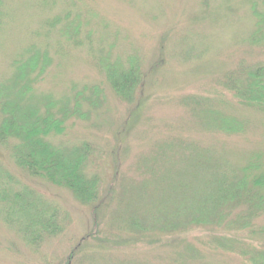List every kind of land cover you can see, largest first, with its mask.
<instances>
[{
  "label": "rangeland",
  "instance_id": "374dc122",
  "mask_svg": "<svg viewBox=\"0 0 264 264\" xmlns=\"http://www.w3.org/2000/svg\"><path fill=\"white\" fill-rule=\"evenodd\" d=\"M1 1L0 23L4 21L0 24V85L15 74L19 64L29 59L27 53L34 45L41 52L47 51L49 59L41 76L40 71L33 72L32 78H36L28 93L33 100L41 101L37 106L41 111L47 109L45 98L57 103L76 92H84V99H88L93 89L99 90L97 107L88 100L80 102L85 118L69 121L64 134L46 140L62 149L83 142L89 144L95 154L87 168L100 177L103 189L109 185L114 171L124 178L125 185L139 182V164L153 153L159 154L168 140L178 141L176 147L210 149L215 156L221 153L234 167L243 165L254 152L264 156L263 114L235 107L231 114L246 121L247 128L243 134L227 136L201 130L182 105L185 97H214L222 93L218 80L238 63L264 64L263 50H249L236 44L253 29V16L261 12L257 0ZM70 19L71 22L74 19V27L71 28V23L66 31L74 33L80 28L79 21L82 29L77 36L83 39L90 32V49L84 45H65L59 30ZM47 21L48 25L54 24L51 32L45 27ZM58 44L63 46L62 56H58ZM92 48L106 50L109 60H103L111 64L114 60L137 57L145 78L134 102L126 104L114 96ZM15 91H18L16 87L9 90L8 96L16 94ZM139 104L142 110L137 113L135 107ZM57 109L54 107L51 112ZM1 172L10 175L15 183L12 189L4 191L2 198L18 204H9L11 210L0 205V264H182L184 261L186 264L191 259L189 256L194 259L190 261L192 264H249L234 253L202 246L195 238L203 235L202 230L182 233L186 242L197 247L192 253L187 250L173 253L177 248L154 246L145 241L136 244L134 240L113 252L91 242L88 245V241L81 243V249L74 255V249L92 228L91 208L80 204L68 190L31 178L14 167L10 152L2 146ZM173 174L168 171L163 175L167 184H173ZM180 176L176 175L179 179ZM160 177L158 173L154 175V191L139 187L128 189V195L137 197L144 205L151 198L152 208L164 206L166 186ZM168 189L169 198H173L172 188L168 186ZM176 192L178 203L189 206L194 195L191 189ZM167 205L175 207L172 202ZM19 206L42 208L47 216H53L48 231L54 234L42 237L28 220L31 211L26 209L27 217H18ZM110 215V212L99 215V231L105 235L111 232ZM19 222L26 226L31 243L18 229ZM254 224L264 225V217L257 218ZM121 232L126 236L124 230ZM242 237L243 234L235 236ZM254 242L256 248L264 251L263 237Z\"/></svg>",
  "mask_w": 264,
  "mask_h": 264
},
{
  "label": "trees",
  "instance_id": "16d2710c",
  "mask_svg": "<svg viewBox=\"0 0 264 264\" xmlns=\"http://www.w3.org/2000/svg\"><path fill=\"white\" fill-rule=\"evenodd\" d=\"M257 5L261 12L253 16L252 31L240 37L236 44L249 50L264 51V0H257ZM68 16L69 13L65 18ZM71 20L59 30L65 45H84L90 49L91 33L87 32L83 39L77 36H80L82 29L79 21L77 23L80 28L77 27L74 33L66 31V26L74 22V19L72 22ZM3 21L4 19L1 23ZM53 26L52 23L48 25V21L45 23L49 32ZM56 50L58 56H62L61 44L57 45ZM91 51L96 52L98 66L114 96L126 104L134 102L135 93L143 85L145 78L137 57L130 56L125 61L114 60L111 64L103 60H109V53L103 48H92ZM27 54H30L29 59L19 64L15 74L0 85V146L10 152L14 167L31 178L41 179L53 187L68 190L80 204L91 208L92 228L74 249V255L84 242L89 241L88 245L91 242L99 248L113 252L128 243L132 244L134 240L136 244L145 241L154 246L169 245L177 248L173 249V253L178 250L192 253L197 247L192 242H186L182 233L202 230L203 235L200 238L195 237L202 246L234 253L249 264H264V251L256 248L254 242L264 238V225L254 224L257 218L264 217L263 154L254 152L243 165L234 167L221 153H216L215 156L210 149L197 150L189 145L190 148L187 145L176 147L175 142L178 141L168 140L160 148L159 154L153 153L139 164V174L142 175L139 182L130 181L125 185L124 178L117 176L114 171L109 185L103 189L100 177L90 173L87 168L89 159L92 161L95 154L89 144L83 142L70 149H62L46 140L50 136L64 134L69 121L85 118L81 113L80 102L88 100L92 106L94 104L97 107L99 90L93 89L88 99H84V92H76L74 96L57 103L45 98L44 106L47 109L41 111L37 107L41 101L33 100L28 93L31 92L36 78H32L33 72L38 70L41 76L49 59L47 51L41 52L34 45ZM15 87L18 91L9 97L7 93ZM218 87L222 93L214 97L193 95L182 101L193 122L204 132L227 136L243 134L247 124L231 114L235 107L264 115L263 63L250 66H245L243 62L238 63L236 68L222 75L218 80ZM54 107L58 108L57 111L51 112ZM135 110L139 113L142 105H137ZM168 171L174 172L173 184H167L163 177ZM157 173L162 176L160 182L166 186L163 192L166 201L164 206L152 208L151 198L144 205L137 197L128 195V189L139 187L148 192L154 191L152 187L155 184L154 175ZM176 173L181 175L180 179L176 177ZM5 175L4 172L0 174V205L4 204L10 209L9 204L16 206L18 203L7 202L2 198L4 191L12 189V184H15L11 182L10 175H6L10 180ZM182 179L189 181L183 182ZM168 186L172 188L173 198H169ZM184 188L191 189L194 194L189 206L178 203L175 197L179 195L176 191ZM122 194L124 201H121ZM167 202H172L175 207H168ZM26 209L32 214L28 220L31 224L34 223L32 226L38 228L42 237L45 234H54L48 231L53 216H47L42 208L19 206L16 214L20 219L24 215L27 217ZM105 212L111 213L109 236L99 231V215ZM18 229L30 242V234L25 232L26 226L19 222ZM121 230H124L126 236L121 234ZM239 234H243V237L236 239L235 236ZM163 236L167 237L162 239ZM189 258L191 259H187L186 264L194 261L191 256Z\"/></svg>",
  "mask_w": 264,
  "mask_h": 264
}]
</instances>
